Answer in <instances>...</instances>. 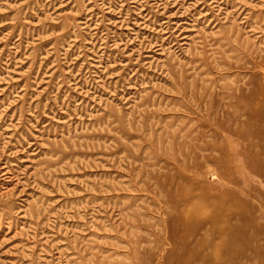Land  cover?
Returning a JSON list of instances; mask_svg holds the SVG:
<instances>
[{
  "label": "rangeland",
  "instance_id": "rangeland-1",
  "mask_svg": "<svg viewBox=\"0 0 264 264\" xmlns=\"http://www.w3.org/2000/svg\"><path fill=\"white\" fill-rule=\"evenodd\" d=\"M258 83L264 0H0V264H177L212 204L264 264Z\"/></svg>",
  "mask_w": 264,
  "mask_h": 264
},
{
  "label": "bare ground",
  "instance_id": "bare-ground-1",
  "mask_svg": "<svg viewBox=\"0 0 264 264\" xmlns=\"http://www.w3.org/2000/svg\"><path fill=\"white\" fill-rule=\"evenodd\" d=\"M254 96L255 104L250 121L256 125L252 133L256 136L258 143L253 151L251 168L258 176L264 177V83L257 84V91ZM228 211L225 213L223 207L220 209L217 205L212 204L208 207L197 208L191 205L189 209L183 212L182 224L188 227V235L197 237L201 228L209 222L211 224V237L218 241L215 242L213 239L193 240L190 249H179V253L176 252L177 264H193L194 262L213 264L217 261L220 264H227L234 259L236 256L234 247L239 243V236L252 226L253 219L245 204H242L239 209ZM235 220L240 221L241 225L232 224ZM224 232L227 233V239L223 237ZM209 247L212 248L213 253L204 257L202 252ZM223 252L228 253L227 261L221 259Z\"/></svg>",
  "mask_w": 264,
  "mask_h": 264
}]
</instances>
